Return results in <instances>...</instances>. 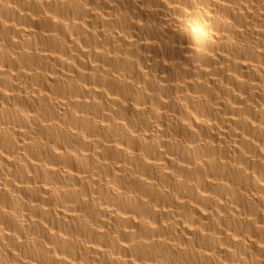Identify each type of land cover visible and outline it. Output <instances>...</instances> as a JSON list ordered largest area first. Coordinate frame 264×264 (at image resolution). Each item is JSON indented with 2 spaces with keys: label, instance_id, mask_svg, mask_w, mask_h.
<instances>
[{
  "label": "bare ground",
  "instance_id": "6f19581e",
  "mask_svg": "<svg viewBox=\"0 0 264 264\" xmlns=\"http://www.w3.org/2000/svg\"><path fill=\"white\" fill-rule=\"evenodd\" d=\"M0 264H264V0H0Z\"/></svg>",
  "mask_w": 264,
  "mask_h": 264
}]
</instances>
